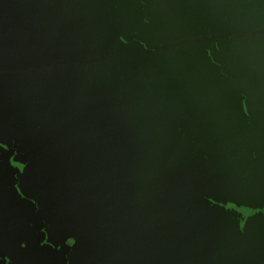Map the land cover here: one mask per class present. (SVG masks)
I'll use <instances>...</instances> for the list:
<instances>
[{
	"label": "water",
	"instance_id": "95a60500",
	"mask_svg": "<svg viewBox=\"0 0 264 264\" xmlns=\"http://www.w3.org/2000/svg\"><path fill=\"white\" fill-rule=\"evenodd\" d=\"M262 114L264 0H0V264H264Z\"/></svg>",
	"mask_w": 264,
	"mask_h": 264
},
{
	"label": "snow or ice",
	"instance_id": "6c2138e0",
	"mask_svg": "<svg viewBox=\"0 0 264 264\" xmlns=\"http://www.w3.org/2000/svg\"><path fill=\"white\" fill-rule=\"evenodd\" d=\"M261 119L264 120V114L261 115ZM17 243L20 245V248H22V249L28 248V245L22 241H18ZM0 255H2V254H0Z\"/></svg>",
	"mask_w": 264,
	"mask_h": 264
}]
</instances>
